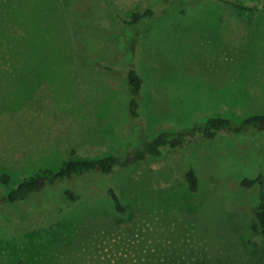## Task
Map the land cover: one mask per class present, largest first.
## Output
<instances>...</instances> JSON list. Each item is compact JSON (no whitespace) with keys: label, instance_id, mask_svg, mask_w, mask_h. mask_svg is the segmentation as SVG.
<instances>
[{"label":"rangeland","instance_id":"374dc122","mask_svg":"<svg viewBox=\"0 0 264 264\" xmlns=\"http://www.w3.org/2000/svg\"><path fill=\"white\" fill-rule=\"evenodd\" d=\"M227 1L249 10L210 0H80L75 12L91 16L76 23L69 0H0V197L68 160L122 158L208 118L264 116V0ZM113 9L121 22L147 10L153 17L120 26ZM129 68L143 79L136 119ZM188 169L196 194L183 179ZM259 174L264 133L246 129L92 182L61 180L0 212L15 219L0 226V264H264L251 231L258 189L239 186ZM109 187L125 214L115 213ZM68 188L79 202L62 197Z\"/></svg>","mask_w":264,"mask_h":264},{"label":"trees","instance_id":"16d2710c","mask_svg":"<svg viewBox=\"0 0 264 264\" xmlns=\"http://www.w3.org/2000/svg\"><path fill=\"white\" fill-rule=\"evenodd\" d=\"M80 0H69L68 7L71 19L78 23L81 18L90 16H81L80 13L75 12V8L79 5ZM207 1V0H206ZM220 5L230 6L235 10L246 11L247 7L241 4H236L227 0H210ZM87 8H89L87 6ZM93 10V9H92ZM91 10V11H92ZM112 16L115 17V10L112 11ZM153 12L147 10L144 14L134 13L127 20L122 19L123 22L116 17V23L120 26H136L143 18H152ZM127 92L129 95L128 113L133 119L138 118L139 103L138 98L143 90V79L133 69H128L126 72ZM246 129H254L264 133V116L248 117L240 122H233L226 118H208L201 125L188 131H165L156 135L152 140L146 141L141 149L131 150L126 152L122 158L109 156L106 158L96 160H68L64 162L61 169L55 173L41 172L38 175L24 178L15 189L8 191L3 197H0V212L6 211L11 213L10 208L17 207L29 201L33 197H40L46 191H53L58 188L59 181L70 179V181H79L84 184L83 180L89 182L95 179L102 178V176L111 175L115 169H129L149 160L161 158L167 151H175L192 142L198 141H214L220 135H238ZM98 177V178H97ZM183 179L190 193L196 194L198 192L199 180L192 169L185 171ZM8 178L2 177L1 183L7 185ZM94 185V184H92ZM96 185V184H95ZM241 189L251 190L258 189L257 203L252 208L251 214L253 224L251 231L257 239L259 247L264 252V176L259 174L254 179L242 180L239 184ZM93 196V195H92ZM65 200L71 204L79 202L80 195L72 189H65L63 195ZM108 197L114 207L115 213L122 215L126 213V208L123 207L117 193L113 188L109 187L106 191ZM63 213V211H60ZM1 214V213H0ZM1 217V215H0ZM15 221V219H13ZM14 221L0 219V226L12 227ZM191 262V261H190ZM189 264H196L195 262ZM254 264V263H253Z\"/></svg>","mask_w":264,"mask_h":264}]
</instances>
